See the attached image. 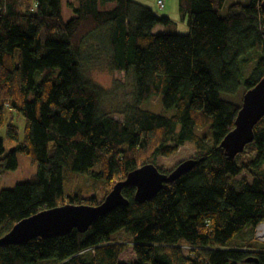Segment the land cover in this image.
I'll return each mask as SVG.
<instances>
[{
    "label": "trees",
    "instance_id": "trees-1",
    "mask_svg": "<svg viewBox=\"0 0 264 264\" xmlns=\"http://www.w3.org/2000/svg\"><path fill=\"white\" fill-rule=\"evenodd\" d=\"M262 1L233 2L221 15L225 0H178L189 29L178 34L166 32L169 16L133 0H77L68 21L62 0H0V130L6 126L7 139L18 141L6 152L0 134V169L17 167V151L37 164L31 179L0 191V238L44 209L97 205L128 172L186 142L198 160L144 202L125 185L129 203L85 232L0 244V264H123L128 247L130 264H264V241L253 233L232 244L247 225L254 232L264 222V116L253 145L233 158L220 146L244 93L264 76ZM109 3L113 8L100 9ZM157 25L163 30L154 33ZM91 48L132 80L122 121L103 112L107 90L83 74ZM253 52L256 63L244 79L242 65ZM157 96L173 114L141 107ZM7 109L24 118L21 141ZM201 127L207 131L198 134ZM76 174L100 180L104 193H67L65 182Z\"/></svg>",
    "mask_w": 264,
    "mask_h": 264
},
{
    "label": "rangeland",
    "instance_id": "rangeland-1",
    "mask_svg": "<svg viewBox=\"0 0 264 264\" xmlns=\"http://www.w3.org/2000/svg\"><path fill=\"white\" fill-rule=\"evenodd\" d=\"M134 2L140 3L142 5L152 8L159 15H167L170 17L172 24L167 27L166 32L178 33V34H187L189 32L187 26V18H184L179 6L178 0H164L165 7L160 8L157 4V0H133ZM242 2L248 3L250 0H225L223 7L221 9V15H225L227 8L233 2ZM77 0H62V17L64 21H68L75 14L73 13L72 6L77 5ZM109 7V4H101L100 9H105ZM163 25H157L154 28V33H159L162 31ZM96 44V42L94 43ZM88 49V47H86ZM92 50V48H91ZM88 51V50H87ZM92 58L87 59L83 58L82 67L83 74L87 79L97 83L98 85L104 87L107 90V95L102 103L103 112L112 115L115 119L122 121L124 118L123 111L126 109L132 100L133 94V84L131 78L125 76L123 72H114L111 71L108 67V60L104 59L105 55L102 57H97L95 51L92 50ZM257 59L256 52H253L248 55L246 64L242 65L243 78L246 79L252 69L255 66ZM246 70H248L246 72ZM41 76H38V80ZM143 109L151 110L155 113L171 115L174 113L175 108L170 110H165L161 103V97H152L148 101L142 104ZM6 117L8 121H12L18 130H19V140L23 138V127H24V118L13 111L12 109H7ZM12 118V119H9ZM195 131L198 134H203L207 131L206 128H196ZM1 137L4 139L5 151L13 149L18 141L11 142L6 137V126L2 127L0 130ZM210 141V137L208 138ZM253 144L249 143L247 148ZM17 167L15 169H0V191L4 188H12L17 183L27 181L37 172V164L33 163L31 158L22 151H17ZM196 156V148L192 142H186L178 148L176 152L169 156L159 155L155 160L156 166L164 169L165 171H170L175 168L180 162L188 158H193ZM243 176V175H242ZM83 191L84 196L90 195H102L104 193V188H102V182L90 175L86 174H76L74 180L71 184L65 182V191L78 192ZM98 196V197H100ZM253 236L259 240L264 241V236L259 237L257 234V229L253 232L251 225H247L243 230L237 233L233 240V243H242L246 239L252 240ZM115 237H118L123 242L129 241L127 234H115ZM255 238V239H256ZM187 247H183L185 253H188ZM133 258L132 248L128 247L120 256V263L130 264Z\"/></svg>",
    "mask_w": 264,
    "mask_h": 264
},
{
    "label": "water",
    "instance_id": "water-1",
    "mask_svg": "<svg viewBox=\"0 0 264 264\" xmlns=\"http://www.w3.org/2000/svg\"><path fill=\"white\" fill-rule=\"evenodd\" d=\"M260 7L264 12V1L260 3ZM263 116L264 76L244 93L235 126L220 143L228 157H235L254 140V126ZM197 162L195 158H188L167 172L161 171L153 162L145 163L128 172L124 180L116 182L97 205L66 203L44 209L17 222L0 238V244H19L35 237L64 235L72 229L85 232L100 216L129 203L122 194L125 185H134L135 200L144 202L154 197L165 184L189 171ZM247 261H257V258L250 256Z\"/></svg>",
    "mask_w": 264,
    "mask_h": 264
},
{
    "label": "built area",
    "instance_id": "built-area-1",
    "mask_svg": "<svg viewBox=\"0 0 264 264\" xmlns=\"http://www.w3.org/2000/svg\"><path fill=\"white\" fill-rule=\"evenodd\" d=\"M158 3L160 4V6H163V1L162 0H158ZM257 234L259 237L264 236V222L262 224H259L257 227Z\"/></svg>",
    "mask_w": 264,
    "mask_h": 264
},
{
    "label": "crops",
    "instance_id": "crops-1",
    "mask_svg": "<svg viewBox=\"0 0 264 264\" xmlns=\"http://www.w3.org/2000/svg\"><path fill=\"white\" fill-rule=\"evenodd\" d=\"M114 4L112 3H109V7H106L105 9H108V8H113ZM163 30V29H162Z\"/></svg>",
    "mask_w": 264,
    "mask_h": 264
}]
</instances>
